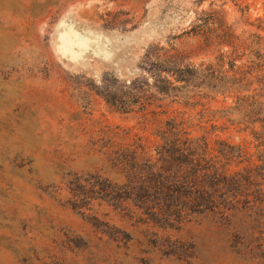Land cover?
I'll return each mask as SVG.
<instances>
[{"label": "rangeland", "instance_id": "1", "mask_svg": "<svg viewBox=\"0 0 264 264\" xmlns=\"http://www.w3.org/2000/svg\"><path fill=\"white\" fill-rule=\"evenodd\" d=\"M169 58L198 72L181 99L155 87ZM219 61L230 90L201 78ZM251 97L264 102V0H0V264H264L212 215L163 231L73 198L117 182L111 151L157 143L152 113L253 153Z\"/></svg>", "mask_w": 264, "mask_h": 264}, {"label": "trees", "instance_id": "2", "mask_svg": "<svg viewBox=\"0 0 264 264\" xmlns=\"http://www.w3.org/2000/svg\"><path fill=\"white\" fill-rule=\"evenodd\" d=\"M223 65L219 61L207 67L201 78L214 77L217 88L223 86L230 90L234 88L233 69L232 75L227 76L220 72ZM156 68L159 75L155 87L163 98L181 99L183 90L198 74L190 67L177 66L172 58ZM217 72L227 81L217 77ZM161 73L174 76V83L180 86L161 77ZM130 98L123 103L125 114L142 105L141 98L134 99L133 95ZM250 99L253 101L247 107L258 106L259 112H248L251 117L248 124H259V129H248L245 125L243 131L252 137L253 153L248 147L218 140L211 142L207 135L192 136L183 120L172 117L159 121L158 115L152 113L153 119L149 121L158 124L151 135L158 139L157 143L151 147L146 139L137 137L108 153L106 170L117 182L104 178V188L99 185L94 191L92 186L91 191L81 195L82 199L74 194L75 202H89L90 195L95 194L96 199L113 202L121 210L131 205L138 212L135 219L139 224L163 231L179 229L194 216L212 215L230 238L239 240L238 251L264 255V102L256 101L255 97ZM241 103L237 98L230 111L237 118L231 122L237 121L244 105Z\"/></svg>", "mask_w": 264, "mask_h": 264}]
</instances>
